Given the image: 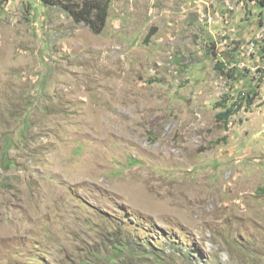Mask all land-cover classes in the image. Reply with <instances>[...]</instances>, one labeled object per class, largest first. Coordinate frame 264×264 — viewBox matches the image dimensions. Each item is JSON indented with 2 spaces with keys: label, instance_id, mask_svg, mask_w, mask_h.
Returning a JSON list of instances; mask_svg holds the SVG:
<instances>
[{
  "label": "rangeland",
  "instance_id": "374dc122",
  "mask_svg": "<svg viewBox=\"0 0 264 264\" xmlns=\"http://www.w3.org/2000/svg\"><path fill=\"white\" fill-rule=\"evenodd\" d=\"M262 1L0 0V264H264Z\"/></svg>",
  "mask_w": 264,
  "mask_h": 264
},
{
  "label": "trees",
  "instance_id": "16d2710c",
  "mask_svg": "<svg viewBox=\"0 0 264 264\" xmlns=\"http://www.w3.org/2000/svg\"><path fill=\"white\" fill-rule=\"evenodd\" d=\"M57 4L64 7L76 22L85 23L94 33L102 32L106 26L110 0H59ZM151 36L150 33L148 38ZM234 113L235 108L226 105L225 110L217 114V119L220 122H228ZM118 249L124 250V247H118Z\"/></svg>",
  "mask_w": 264,
  "mask_h": 264
},
{
  "label": "built area",
  "instance_id": "2783aa9c",
  "mask_svg": "<svg viewBox=\"0 0 264 264\" xmlns=\"http://www.w3.org/2000/svg\"><path fill=\"white\" fill-rule=\"evenodd\" d=\"M249 44H256V45H257V43H256V42H253V41H252L251 43H249ZM241 65L244 67V66H246L247 64H245V62H242Z\"/></svg>",
  "mask_w": 264,
  "mask_h": 264
}]
</instances>
